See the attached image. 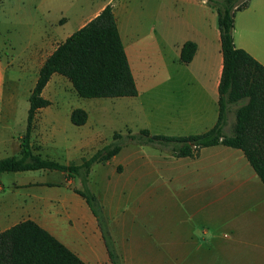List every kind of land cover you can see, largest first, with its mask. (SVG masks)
I'll list each match as a JSON object with an SVG mask.
<instances>
[{
	"label": "crops",
	"instance_id": "0c3cea01",
	"mask_svg": "<svg viewBox=\"0 0 264 264\" xmlns=\"http://www.w3.org/2000/svg\"><path fill=\"white\" fill-rule=\"evenodd\" d=\"M115 2H102L79 29L112 6L139 92L137 97L114 98L121 128L170 137L213 129L219 121L223 72L217 11L204 0H165L164 32L144 33L142 18L124 0ZM234 25L236 47L264 66V0H251L237 13ZM70 36L60 38V28L52 23L31 36L19 53L10 38L0 41V161L21 157L28 127V114L17 111V69L33 70L36 85L46 60ZM187 42L197 50L190 63H182ZM5 49L13 50L7 59ZM59 76L53 75L43 91L51 105L37 111L30 146L42 159L80 165L85 156L79 164H64L54 155L64 141L62 114L51 109L50 98V88L65 78ZM101 108L106 104L94 103L90 112L81 108L91 131ZM99 134L68 146L79 153L91 150L94 142L98 151L109 144ZM5 174H14L16 180L6 185ZM76 182L46 169L0 173V233L30 219L86 264H111L97 220L75 192L82 189ZM89 185L103 207L122 264H264V184L240 149L217 145L202 149L197 157L176 158L167 151L130 145L94 165Z\"/></svg>",
	"mask_w": 264,
	"mask_h": 264
},
{
	"label": "trees",
	"instance_id": "16d2710c",
	"mask_svg": "<svg viewBox=\"0 0 264 264\" xmlns=\"http://www.w3.org/2000/svg\"><path fill=\"white\" fill-rule=\"evenodd\" d=\"M218 13L223 53L219 86L220 115L210 131L191 137L153 135L148 130L126 134L116 132L110 145L97 151L80 165H63L32 153L30 138L38 110L51 105L42 94L53 75L70 81L84 99L137 97L138 89L119 33L111 5L60 44L46 60L31 93L28 127L21 143V157L0 161V173L52 170L68 179L78 178L82 189L75 190L87 202L101 231L111 264H122L98 197L89 185L91 168L114 158L128 145H144L169 152L176 158L197 157L202 149L225 145L244 152L264 184V66L234 41L235 17L251 0H204ZM193 42L184 44L182 63H190L196 53ZM239 105L233 133L224 132L229 107ZM88 114L74 109L71 122L84 126ZM0 264H86L58 239L33 220H24L0 233Z\"/></svg>",
	"mask_w": 264,
	"mask_h": 264
},
{
	"label": "rangeland",
	"instance_id": "374dc122",
	"mask_svg": "<svg viewBox=\"0 0 264 264\" xmlns=\"http://www.w3.org/2000/svg\"><path fill=\"white\" fill-rule=\"evenodd\" d=\"M106 1L108 0H0V35L2 36L0 41L3 42L5 39L10 38L15 45L17 53H19L29 44L31 36H34V34H37L41 29L52 23H56L57 27L60 28V38H64L68 34L72 35L79 30L81 23L91 17L98 9L99 5ZM124 1L129 9L135 12L137 18L138 16L142 18L140 29L144 33H153L154 30L159 33L164 32L162 12L165 0ZM117 2H119V0H116L115 3ZM132 21L133 20H131V23H133ZM12 51L11 49H5L3 51L5 54H3V57L7 59V56L12 53ZM31 71L33 70L28 69L23 71L20 70V68L16 71L20 79L21 97L17 104V111L20 116L28 114L30 107L29 98L35 85L34 79L36 77L35 73ZM56 85L61 91L56 92ZM14 87L15 85L13 83H9V89L14 90ZM75 94L71 83L65 78H63L62 83L54 84L53 87L50 88V98L54 103L51 109L62 114L60 119V135H63L62 138H64L59 148L54 151V155L59 162L64 164L68 162L79 164L83 156L88 160V158L90 159L97 152L99 147L98 143L95 144L93 142L91 150H83L76 153L74 147L68 146L70 142L79 139L88 142L89 140H94V136L100 133L99 135H102L103 139H106L107 143H109L108 145H110L114 141L113 137L116 132L122 133L121 130H123V134L127 133L125 127L123 129L121 128L122 122L117 119L120 116L119 113H117V105L119 102L117 99H84L79 96L74 97ZM97 102L105 103L106 108H101V113L97 115V127L94 128V131L93 129L91 131L89 126H75L72 124L69 114L72 109L83 108L90 112L92 104ZM238 107L239 105L230 106L227 111L226 125L224 128V132L227 136L233 133L236 120L235 113ZM136 146L160 150L150 146ZM69 151L73 153L68 154ZM38 172L42 173L43 171ZM40 173H38V177L42 176L39 175ZM14 176V174L3 175L4 183H6V185L11 184L16 180ZM74 179L77 181V184L81 185L80 179ZM61 187L67 188L66 185ZM68 190L71 192L70 188H68Z\"/></svg>",
	"mask_w": 264,
	"mask_h": 264
}]
</instances>
